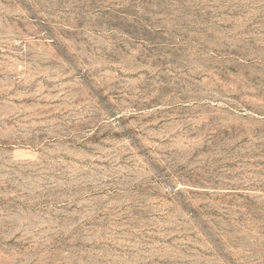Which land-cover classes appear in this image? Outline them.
<instances>
[{
	"label": "rangeland",
	"instance_id": "374dc122",
	"mask_svg": "<svg viewBox=\"0 0 264 264\" xmlns=\"http://www.w3.org/2000/svg\"><path fill=\"white\" fill-rule=\"evenodd\" d=\"M0 264H264V0H0Z\"/></svg>",
	"mask_w": 264,
	"mask_h": 264
}]
</instances>
